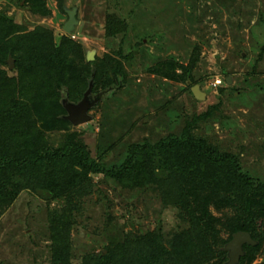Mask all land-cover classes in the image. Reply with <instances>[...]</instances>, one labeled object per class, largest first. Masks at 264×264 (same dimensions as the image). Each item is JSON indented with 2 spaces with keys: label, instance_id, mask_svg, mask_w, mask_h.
Returning a JSON list of instances; mask_svg holds the SVG:
<instances>
[{
  "label": "rangeland",
  "instance_id": "obj_1",
  "mask_svg": "<svg viewBox=\"0 0 264 264\" xmlns=\"http://www.w3.org/2000/svg\"><path fill=\"white\" fill-rule=\"evenodd\" d=\"M45 1L51 12L45 18L18 0H0V11L26 31L44 27L56 42L66 38L72 56L94 52V60L109 54L121 62V86L93 93L102 95L89 112L90 121L72 127L82 133L94 159L107 167L118 165L129 145L179 134L192 117L220 102L193 132L239 155L244 170L264 181V0H62L64 9L76 8L78 24L70 34L63 31L68 16L59 0ZM110 15L125 19L124 37L106 36ZM120 47L122 56L116 54ZM193 57L191 81L159 73L170 70V62L187 66ZM174 72L180 75L182 69ZM216 80L222 82L218 87ZM195 85L204 94L200 100L192 93ZM63 135L50 134V143L57 146ZM91 179V190L78 211L73 209L68 233L74 263L104 253L124 236L157 227L167 239L183 229L176 210L163 208L149 187L129 189L102 175ZM64 206L63 198L46 191L21 189L0 214V264H51V236Z\"/></svg>",
  "mask_w": 264,
  "mask_h": 264
},
{
  "label": "trees",
  "instance_id": "obj_2",
  "mask_svg": "<svg viewBox=\"0 0 264 264\" xmlns=\"http://www.w3.org/2000/svg\"><path fill=\"white\" fill-rule=\"evenodd\" d=\"M18 1L33 15H51L45 0ZM58 6L65 12L62 0ZM127 27L125 19L110 15L106 36L124 37ZM67 45L66 38L56 42L49 29L26 31L0 11V214L23 188L63 198L56 233L51 226V264H223L227 254L222 247L239 231L257 242L243 246L239 264H252L257 258L264 264V181L244 170L239 155L221 151L193 132L200 119L213 116L211 109L217 110L220 102L192 117L179 134L129 145L122 162L107 167L92 157L82 133L63 118L61 99L67 94L70 102L80 101L93 69L92 93L118 88L124 77L121 62L109 54L87 62L83 51L72 56ZM121 52L120 47L116 54L122 56ZM9 55L12 69L6 61ZM193 58L187 66L170 62L171 71L159 73L166 79L191 81L187 75ZM176 67L182 74H175ZM52 133H64L57 146L49 141ZM92 175L129 189L149 187L163 208L176 210L183 229L167 239L157 227L124 236L104 253L87 254L74 263L68 233L74 210L92 188Z\"/></svg>",
  "mask_w": 264,
  "mask_h": 264
},
{
  "label": "water",
  "instance_id": "obj_3",
  "mask_svg": "<svg viewBox=\"0 0 264 264\" xmlns=\"http://www.w3.org/2000/svg\"><path fill=\"white\" fill-rule=\"evenodd\" d=\"M65 12L68 16L67 21L63 24V31L66 34H70L75 26L78 24L76 19V8L66 9ZM94 60V52L86 53V61L91 62ZM8 67L10 69L14 66V60L9 55L7 59ZM93 77L94 72H92L90 79L88 81V87L83 94L80 101L73 103L69 101L68 95L61 100V104L66 111V115L63 117L68 120L73 126H79L81 124L90 121L91 116L89 115L90 110L98 103L101 98V93L93 94ZM226 83L231 84V78H226ZM192 93L197 99H202L204 94L199 91V86L195 85L192 88ZM257 244L248 232L239 231L233 234L231 240L225 244L223 250L227 253V261L224 264H239L240 257L244 256L245 252L243 250L244 245L255 246Z\"/></svg>",
  "mask_w": 264,
  "mask_h": 264
},
{
  "label": "built area",
  "instance_id": "obj_4",
  "mask_svg": "<svg viewBox=\"0 0 264 264\" xmlns=\"http://www.w3.org/2000/svg\"><path fill=\"white\" fill-rule=\"evenodd\" d=\"M221 80H216L214 83H213V86L214 87H218V86H220L221 85Z\"/></svg>",
  "mask_w": 264,
  "mask_h": 264
},
{
  "label": "flooded vegetation",
  "instance_id": "obj_5",
  "mask_svg": "<svg viewBox=\"0 0 264 264\" xmlns=\"http://www.w3.org/2000/svg\"><path fill=\"white\" fill-rule=\"evenodd\" d=\"M95 95V94H94Z\"/></svg>",
  "mask_w": 264,
  "mask_h": 264
}]
</instances>
